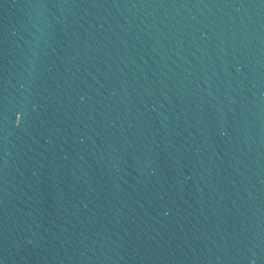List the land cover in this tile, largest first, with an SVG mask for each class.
<instances>
[{"label": "water", "instance_id": "95a60500", "mask_svg": "<svg viewBox=\"0 0 264 264\" xmlns=\"http://www.w3.org/2000/svg\"><path fill=\"white\" fill-rule=\"evenodd\" d=\"M0 264H264V0H0Z\"/></svg>", "mask_w": 264, "mask_h": 264}]
</instances>
